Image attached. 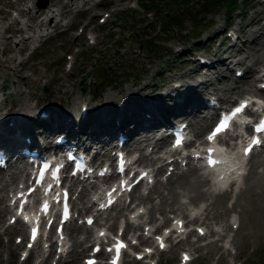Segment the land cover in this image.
<instances>
[{
  "label": "rangeland",
  "instance_id": "374dc122",
  "mask_svg": "<svg viewBox=\"0 0 264 264\" xmlns=\"http://www.w3.org/2000/svg\"><path fill=\"white\" fill-rule=\"evenodd\" d=\"M114 1L117 0H101L96 2L92 8H103L110 5L111 3H114ZM206 1L207 0H135L134 7L125 8L124 13L114 11L110 12V14L107 16V21H105V24L108 25V22H113L118 26V29H112L109 26L108 29L107 27L99 29L95 20L88 22L87 27H91L92 30H97L96 47H89L88 49L82 50L80 54L77 53L75 55L73 61L74 72L72 74L73 82L70 85L67 83H65V85H59L58 81H64L60 74L53 72V74H51L47 79L45 88L46 90L41 91L40 80H38V85L36 87L24 86V92L20 94V97L18 96L13 100L16 102H32L34 99H36V97H46L48 101L64 99L66 104L71 103L75 99L77 100L78 93H76V77L82 75V72H80L81 64L84 63L85 65L88 62L97 65V80L100 81V90L103 91V95H107L108 100L110 99L111 101L114 100L112 96L116 93V89L122 90L123 93L126 94L130 99L148 94V89H143L144 92L139 91L140 88L138 86L144 84V82L149 85L154 84V86H156L157 81H164L166 76V78H170L169 81L172 80V77H177V75L188 76L185 74H188L187 72L190 71V68L185 69L187 66L185 62L180 61V59L177 57L172 55L169 56L167 54V51L170 50L171 45L178 44L179 48L183 49L186 46L191 45V42L194 43L195 39L205 38L204 35L210 31V37L206 36L208 50H204V53L207 55L221 50V46L216 42L219 37H223L225 40L224 44L229 43L227 37L223 36L226 20L223 11L216 9L218 4L210 5V7L214 10L206 11ZM234 1H236L235 7L239 9L229 13L230 24L227 25V27H230L231 30L235 29L236 33L237 27L240 29L238 30V36L235 38L236 42H239L240 45L234 49L226 48L224 51L232 57L234 64L239 65L240 67L244 66L245 63L248 64L249 68L253 70L252 72L254 75L260 70V68L263 69L262 67L264 66V3L260 0ZM7 2L8 0H0V26L2 25V27H0V48L3 44L6 46V43H3L5 30L3 29V26L7 23V19L10 15L9 12H5L4 10L5 4ZM57 2L58 0H53L51 3L48 2L44 8H39L42 10V12L38 16L33 14L32 18L36 19L38 17H42L46 11H48L49 15L44 17L42 20L48 19V16L50 15L53 17L51 14L53 11H51L49 6L52 3L55 4L56 14L60 12L61 8L60 4ZM85 2L88 4V0L84 1V3ZM140 2L147 4L151 11V13H149L150 17L145 15L146 13L144 12ZM17 4L18 3L11 5ZM26 4L35 6L34 0H25L24 5ZM119 4H122V0H120ZM65 7L66 4L63 5V8ZM9 8L13 9L10 5ZM197 8L198 10L196 11ZM31 11L33 10L30 9V12ZM30 12L26 13V16H28ZM81 14L82 13H80V15ZM152 14L157 16L159 19L155 25H153L151 22V18L153 17ZM80 15L77 14L74 16V20L78 21ZM40 19L41 18H39V20ZM22 20L24 22H32L31 18H25V16L22 17ZM42 20H40L37 24H40ZM75 21H70V24L67 26L73 27L76 23ZM53 28L56 30L55 32L51 31ZM61 28L62 25H49L48 31L46 33V37L49 38L42 41L36 48L30 50L29 53L32 54L27 58H25L26 52L22 49L19 53V56L21 55L20 63H17L18 54L11 53L6 55L5 51H0V76L5 74V72H8V74L13 73V66L16 64V66L20 67L22 71H27L28 76L31 78H34L36 73H40L41 77H44L46 75L45 71L35 64V59H37V62L41 60L45 63H48L50 59H53L54 57L53 60L56 61L54 54L59 52V50H64L66 47H70L72 44L80 45L85 41V38L82 35H79L76 39H70V35L67 33V31H62ZM216 29H219V31H216ZM161 31L162 34H160ZM196 32L198 35L194 34ZM128 33H134L135 38L127 39L126 36ZM212 33H215L216 36H212ZM245 35L247 40H241L244 39ZM180 38H186V42L181 44ZM143 39L145 40V44L142 43L139 46V43ZM18 45L19 43L16 45V47H18ZM201 50L202 49L198 50V52ZM91 51L96 52V57H92L90 60H87L86 57L90 56ZM82 56H85L86 60L79 62L78 59ZM214 57H216V55ZM189 65H192V62H189ZM50 68V65L46 67V71L48 72L49 70V73ZM126 68L130 71H125ZM162 71L163 73L161 75ZM134 72H136V76L143 78L144 82L140 81V79L136 76H133ZM213 72V69L212 71H208L204 78L208 87L211 88L214 93H217L220 98H227L229 96H234L241 93L248 95L252 92L260 91L258 88L254 87L253 83L255 82V79L252 80V77L250 76L247 78L248 81L246 79L244 82H242L245 75L240 78L233 79L230 70H228V72L223 75H218L217 71L214 73ZM128 73H130L131 77L126 78ZM93 82H95V80L91 79L88 81L89 84H92ZM107 82H110V84L106 85ZM107 86L108 88H114L107 90ZM32 88L36 89L37 96L28 98L27 93ZM150 88L152 87L150 86ZM154 88L155 87H153V89ZM0 90H2L1 85ZM168 91H170V89ZM46 94L53 95V98L45 96ZM4 101L5 100H0V104ZM92 101L93 100H91V103H93ZM16 105L18 106V104ZM73 105L74 107L76 106V101L73 103ZM33 107L34 105H32L31 112H33ZM125 107H127V105ZM29 108L30 106H28L26 109L28 110ZM18 111H21L22 113L24 112V110H21V108H19ZM190 116L191 121H201L202 119L198 112H196V115L191 114ZM188 128H191V126H188ZM135 142L137 143V141ZM157 148L160 147L157 146ZM148 155L154 157L155 151L152 150ZM243 163L245 164L244 173L241 174L239 187L233 191L232 202L229 208H227L225 205V198H227L226 195L229 194V191L226 192L224 190H219L216 193H208V189H202L200 186L204 184L202 183L203 181L207 182L208 185L210 183L207 179H204L197 169L194 172L192 165H188L184 170L171 173L167 176L165 187H163V190L165 189L163 197L156 193L159 190L157 185L160 186L164 183L161 181H158L157 184H155L156 181L154 184L152 183L150 191H147L145 194H140V196H138L135 191L133 192L132 190L131 195H137V199L143 204L145 215L148 217H151L152 214L154 215L163 213L171 208H174L176 211H180L182 209L181 213L185 212L186 209H183V204L175 201L176 197H180L181 192L186 191L188 197L191 196L192 200H202L204 202L203 209L204 211L208 210L209 212H204L203 214L209 216H207V219V217L205 218L203 215H201L199 216V219L204 220V222L208 224V229L212 226V224L216 223L215 225L220 227L219 230L221 233L218 234L216 231L213 232L219 237L216 244L211 241L198 246L194 245V243L189 244L192 246L191 249L198 254L195 259L197 264H264V220H261L264 219V217H260V214L258 213L257 216L260 218V220L253 216V219H256V221H254L252 216L249 215L250 211H253V213L256 212L254 209V205H256L255 199L257 202H260L259 199L263 198V150L260 149L259 151H256ZM163 166L166 167V164ZM184 176H187V178H184ZM159 179H162L160 175ZM180 179H183L185 183L183 181L181 182V188L175 187ZM257 179L258 183L256 182ZM185 184L188 185L186 186V190H184ZM260 185H263L260 187L261 190L259 188ZM212 186H216L213 181ZM217 189L219 188L216 186V190ZM88 190L89 188L87 187L80 193L83 203L87 201ZM253 191L254 194H250L253 193ZM256 195L259 197L260 195L262 196L259 198ZM205 198H209V200L207 201ZM218 199L220 201H218ZM81 200L78 198L75 204L78 205ZM248 206H250V209H247ZM119 208L120 204H118L116 209H114L112 212L114 214H118L120 212ZM244 209H247L248 211ZM230 212H234L237 224L233 228H226V216ZM0 225H2L1 209ZM81 229L84 230V232L90 230V228L84 229L81 226V228L78 227L76 229L68 228V231L80 232L82 231ZM224 236H227L229 249L228 247H219V239L223 238ZM199 239L200 237L195 240ZM69 240L72 246L78 247V242H81L83 239L75 238L73 234L70 233ZM173 247L174 246H170L166 252L168 254H172L171 250H173ZM0 251H4L3 257H0V264H28V262L16 263L14 259V248L8 243L5 245L0 244ZM128 262L130 261H127L126 263ZM69 263L70 261H66L61 264Z\"/></svg>",
  "mask_w": 264,
  "mask_h": 264
},
{
  "label": "bare ground",
  "instance_id": "6f19581e",
  "mask_svg": "<svg viewBox=\"0 0 264 264\" xmlns=\"http://www.w3.org/2000/svg\"><path fill=\"white\" fill-rule=\"evenodd\" d=\"M47 5V4H46ZM45 5V6H46ZM42 12V10L41 9H39L38 8V11H36L35 13H34V15L35 16H38L40 13ZM47 15H49L48 14V11H46L45 13H44V15L42 16V17H40L41 19L40 20H42L44 17H46ZM48 19L49 20H51L52 19V17H51V15L50 16H48ZM48 20V21H49ZM264 41V40H263ZM263 46V45H262ZM261 48V47H260ZM263 48V47H262ZM229 49V48H228ZM237 54V53H236ZM244 62V61H243ZM247 66V65H246ZM245 66V64H244V67H245V71L243 72V75H245L243 78V80H242V82H244L247 78H249V76L250 77H252V78H254L253 77V70H251V68H247ZM180 74V73H179ZM186 75V74H185ZM200 76H204V75H200ZM176 77V76H175ZM169 78V77H168ZM179 80V79H178ZM247 81H248V79H247ZM190 82V81H189ZM181 83H183V82H181ZM142 85V84H141ZM160 85H162V87L164 88V91H166V90H168V88H169V86H168V83L167 82H165L164 84H163V82H161L160 83ZM165 85V86H164ZM235 86H237V85H235ZM152 88L153 87H155V86H151ZM216 90V89H215ZM26 91V90H25ZM179 91H180V94H178V98L183 94V96H184V99H185V101L186 102H188V105L190 104V102H191V100H192V96L190 95V93H192V91H193V88L191 87V86H188V84L187 85H184L182 88H179ZM23 94H25V93H23ZM135 94V93H134ZM166 94H168V92H166ZM28 95V94H27ZM146 95V94H145ZM160 94H158V93H155L154 95H152V97H153V99L155 100L156 99V101L158 102V99H161V100H163V98L162 97H160L159 96ZM20 97V96H19ZM160 97V98H159ZM133 98H135V97H133ZM25 100V99H24ZM29 100V99H28ZM110 100V99H109ZM131 100V99H130ZM30 101V100H29ZM31 102V101H30ZM136 102H138L140 105H139V107L138 108H133L129 113H125L124 115L127 117L128 116V119L126 118L125 119V122L123 123V127H124V130H125V134L126 135H128V140H127V142H126V144L128 145V144H133V145H135L136 144V139H137V136H138V134L140 133V131H145V130H148L152 125H153V122H154V120L156 119L155 117H153L152 118V120H151V118H150V116H151V112L149 111V110H151L150 109V103H151V98L150 97H148V96H143L142 98H141V101H138V100H136ZM183 101H181L180 103H182ZM259 102V101H258ZM105 103H107L106 101H105ZM130 103L132 104V101H130ZM173 103H174V105H175V107H170V106H166V108L164 109V110H166V109H169V108H176L177 109V111H179V113H175V115H173L174 117H176V116H179L180 114H185V113H181L182 111H184L185 110V108L184 107H177L179 104H177L176 102H174L173 101ZM199 105V104H198ZM130 105L128 104L127 105V107H129ZM127 107H124L123 108V110L125 111V110H127ZM198 107V106H197ZM196 107V108H197ZM19 108H23L22 107V105H16V108L15 109H17V111L19 110ZM34 108V107H33ZM193 108H195V107H192V109ZM187 109V108H186ZM115 113H117V111L115 110ZM158 112H156V111H154V115H156V116H158V114H157ZM146 115H147V117H146ZM124 116V117H125ZM131 117V119H129ZM19 118H20V126H13V127H16L14 130L11 128V127H8V128H5L4 130H2V129H0V135H5L6 137H5V139H4V141L5 142H7V143H11V142H13V141H15L14 139H13V137L14 138H16V140H17V142H19L20 140H21V136L22 135H24V134H26L27 133V131H26V129H24V125H25V121H26V119H27V117L26 116H19ZM181 118H184V119H186V116L185 117H181ZM45 121H51L52 120V115H49V117H47L46 119H44ZM126 120H131V125L129 126V128H128V124L126 123ZM151 120V121H150ZM187 122V121H186ZM63 124H64V122H63V117H58V121H57V123L54 125V126H52V127H50V128H48V131H49V134L51 133V131L53 130V129H55V128H58V127H61V126H63ZM202 124H199V126H201ZM144 128V129H143ZM102 129H100V131H101ZM133 131V132H132ZM32 135L34 134V133H31ZM132 140H133V142H132ZM131 142V143H130ZM0 143H3L2 142V140H1V136H0ZM7 145V144H6ZM214 156H217L216 155V153H214L213 154ZM184 179V178H183ZM262 179V178H261ZM181 180V179H180ZM179 182V181H178ZM180 182H182V181H180ZM257 183H258V179H257V181H256ZM260 182V181H259ZM254 183H255V181H254ZM253 183V184H254ZM262 183V182H261ZM214 184H215V182H214ZM263 184V183H262ZM216 185V184H215ZM257 185V184H256ZM252 186H254V185H252ZM261 186H263V185H260L259 186V188L261 187ZM257 187V186H256ZM250 189H252V188H250ZM256 189V188H255ZM258 190V189H257ZM260 190H261V188H260ZM255 192H256V190H255ZM259 192V191H258ZM262 192V191H261ZM261 192H260V194H261ZM250 194H254V191H253V193H250ZM229 195H230V192H229ZM259 195V194H258ZM251 196V195H250ZM257 196V195H256ZM255 196V197H256ZM261 196L262 195H260V197L259 196H257V197H259V198H261ZM256 197V198H257ZM219 198V197H218ZM251 199V198H250ZM260 200V202H257V200L255 199V204L256 205H254V209H255V213H253V211H250V214L249 215H251L252 216V219H253V216H255L256 218H258V213L260 214L259 216L261 217H264V191H263V198H261V199H259ZM218 201H220L219 199H218ZM249 201H253V200H249ZM248 203H250V202H248ZM254 203V202H253ZM248 205H250V204H248ZM250 206H252V205H250ZM250 206H248V208L247 209H250L249 207ZM247 207V206H246ZM245 207V208H246ZM253 208V207H252ZM247 209H244V210H246V211H248ZM177 215H181L180 213H177V212H175ZM244 213H245V211H244ZM247 214V213H246ZM262 214V215H261ZM179 216H176L175 218L177 219ZM248 217H250V216H248ZM251 219V218H250ZM259 220H260V218H258ZM247 220H248V218H247ZM254 220V219H253ZM253 220H252V222H253ZM261 220H264V219H261ZM249 221V220H248ZM254 221H256V219L254 220ZM260 222V221H259ZM259 222H257V223H259ZM260 223H262V222H260ZM183 225V224H182ZM256 225V224H255ZM261 225V224H260ZM260 225H259V227H260ZM264 225V224H263ZM173 226L175 227V225L173 224ZM179 226V225H178ZM250 226V225H249ZM249 226H247V227H249ZM263 227V226H262ZM264 234V233H263ZM188 235H192V236H195V239H198V237H200V236H198L193 230L192 231H190V232H188V233H186V236H188ZM183 260H185V259H183Z\"/></svg>",
  "mask_w": 264,
  "mask_h": 264
},
{
  "label": "snow or ice",
  "instance_id": "6c2138e0",
  "mask_svg": "<svg viewBox=\"0 0 264 264\" xmlns=\"http://www.w3.org/2000/svg\"><path fill=\"white\" fill-rule=\"evenodd\" d=\"M235 111H236V113H239V112L241 111V109H240V108H237ZM226 127H227V123H226V121H222V122L218 125V127L216 128V130L212 133V135L209 137V139H210V140L213 139V138L216 136L217 133H219L220 131H222V130H223L224 128H226ZM253 143H259V141H255V140H254ZM246 151H247V150H246ZM46 168H47V165L45 166V169H42V170H41L40 175H39V178H38L37 181H36L37 184L41 183V181L43 180L44 171L46 170ZM58 172H59V168H57V169L53 172V179H56V180L59 179V177H58ZM101 174H103V173H101ZM51 187H52L51 185L48 186V188L45 190L46 193H47V191L51 190ZM33 191H35V189H34V188H30V189L28 190V194L30 195ZM20 195H21V196H24L25 194H24V193H21ZM109 195H111V194H109ZM25 202H26L25 200H22V201H21V210H23V205H24ZM111 202H112V201L110 200L109 203H111ZM48 207H49V205H48L47 201H45V202L43 203V205H42L41 210L46 214L47 211H48ZM102 207H103V205H102ZM67 216H68V210H67V205L65 204L64 218L67 219ZM26 219H27V218H26ZM89 223H91V220H89ZM36 235H37V229H36V228H33V230H32V239H33V240H35ZM101 235H103V233H101ZM157 239L159 240L160 238L157 237ZM29 247H31V245H29ZM122 247H126V245H124L121 241H117V243H116V245H115L116 252H117V259H118V257H119V252H120V249H121ZM161 247H163V243H161ZM96 250L98 251L99 249L97 248ZM109 251H111V249H109ZM148 251H150V250H148ZM184 259L187 260L188 257L185 255ZM86 264H94V262H93V261H87ZM112 264H117V260L114 259V260L112 261Z\"/></svg>",
  "mask_w": 264,
  "mask_h": 264
},
{
  "label": "trees",
  "instance_id": "16d2710c",
  "mask_svg": "<svg viewBox=\"0 0 264 264\" xmlns=\"http://www.w3.org/2000/svg\"><path fill=\"white\" fill-rule=\"evenodd\" d=\"M224 3L228 8L235 4L234 0H224Z\"/></svg>",
  "mask_w": 264,
  "mask_h": 264
},
{
  "label": "water",
  "instance_id": "95a60500",
  "mask_svg": "<svg viewBox=\"0 0 264 264\" xmlns=\"http://www.w3.org/2000/svg\"><path fill=\"white\" fill-rule=\"evenodd\" d=\"M86 80L82 81V83L80 84V87L84 88L86 86ZM5 85H7V83L4 81L3 82Z\"/></svg>",
  "mask_w": 264,
  "mask_h": 264
}]
</instances>
